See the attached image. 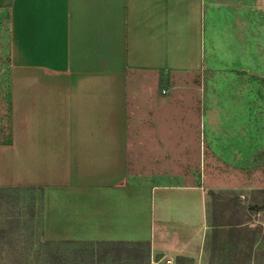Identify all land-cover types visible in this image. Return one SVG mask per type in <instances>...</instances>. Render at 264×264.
<instances>
[{
    "label": "crops",
    "instance_id": "1",
    "mask_svg": "<svg viewBox=\"0 0 264 264\" xmlns=\"http://www.w3.org/2000/svg\"><path fill=\"white\" fill-rule=\"evenodd\" d=\"M260 22L264 0H0L10 108L0 188L36 192L38 238L148 243L157 264L198 259L206 193L190 184V136L200 118L180 82L202 70L208 38L209 53L216 39L241 53ZM164 77L175 84L162 97ZM142 126L153 152L138 157Z\"/></svg>",
    "mask_w": 264,
    "mask_h": 264
},
{
    "label": "rangeland",
    "instance_id": "2",
    "mask_svg": "<svg viewBox=\"0 0 264 264\" xmlns=\"http://www.w3.org/2000/svg\"><path fill=\"white\" fill-rule=\"evenodd\" d=\"M259 27L253 47L237 54L228 52L223 39L214 40L209 53L208 38L202 70L190 75V84L180 82L184 88L178 94L190 93V112L199 113L200 123L192 125L194 136H190V184L204 188L207 211L203 251L198 259L183 264H264V212L249 209L261 201L264 190V23ZM2 31L5 36L6 30ZM246 43L250 42L244 39ZM7 60L6 47L0 43V69ZM160 80L158 95L174 94L175 79ZM9 110L4 69L0 70V142L8 137ZM137 131L138 157L150 155L148 129L142 126ZM1 189L0 264H137L125 258L130 254L120 246L38 238L40 198L36 192Z\"/></svg>",
    "mask_w": 264,
    "mask_h": 264
},
{
    "label": "trees",
    "instance_id": "3",
    "mask_svg": "<svg viewBox=\"0 0 264 264\" xmlns=\"http://www.w3.org/2000/svg\"><path fill=\"white\" fill-rule=\"evenodd\" d=\"M10 111V110H9ZM2 189L0 188V191ZM263 197L260 202L252 205L249 209L255 213H263L264 212V190L262 191ZM121 245L129 255L125 257L126 259L131 260L132 262H136L137 264H148L149 263V253H148V243H114ZM145 250V251H144ZM121 251L118 250L117 257L121 255ZM119 259V258H118ZM187 259L184 257L178 258L179 263L183 264Z\"/></svg>",
    "mask_w": 264,
    "mask_h": 264
},
{
    "label": "built area",
    "instance_id": "4",
    "mask_svg": "<svg viewBox=\"0 0 264 264\" xmlns=\"http://www.w3.org/2000/svg\"><path fill=\"white\" fill-rule=\"evenodd\" d=\"M150 264H157L154 261H151ZM164 264H173V260L171 258H166V260L164 261Z\"/></svg>",
    "mask_w": 264,
    "mask_h": 264
}]
</instances>
